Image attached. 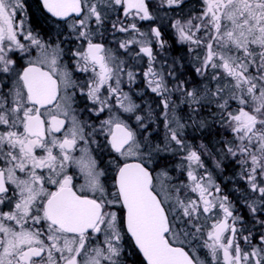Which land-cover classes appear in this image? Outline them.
I'll list each match as a JSON object with an SVG mask.
<instances>
[{
    "label": "snow or ice",
    "instance_id": "obj_1",
    "mask_svg": "<svg viewBox=\"0 0 264 264\" xmlns=\"http://www.w3.org/2000/svg\"><path fill=\"white\" fill-rule=\"evenodd\" d=\"M35 2L0 0V264H264V0Z\"/></svg>",
    "mask_w": 264,
    "mask_h": 264
},
{
    "label": "flooded vegetation",
    "instance_id": "obj_2",
    "mask_svg": "<svg viewBox=\"0 0 264 264\" xmlns=\"http://www.w3.org/2000/svg\"><path fill=\"white\" fill-rule=\"evenodd\" d=\"M192 2L195 3V0H192ZM27 5H30L31 6V14H33V17L32 18L35 19V20H39L41 23H44L43 18L41 17V13H40V11H39V9L37 7V4H36L35 0H27ZM145 24H147V22H145ZM45 27H52L54 29L55 26L54 25H51V24H46ZM168 31H169V36H167L166 39H168L169 40V43L172 44L173 41L175 40V38H174V36H172L170 34L171 33V30H168ZM174 47L175 48H180L181 46L178 45V44H175ZM172 53L175 56L180 55L179 52H172ZM144 102L146 104L152 103V94L151 93H149V95L147 97H145V101ZM206 139H210V137L209 138H206ZM219 182H221L222 184H226V191L229 190V189H231V187H232L231 183H227L225 181V177L224 176H220L219 177ZM128 260H129V264H135V262L137 260V257L136 256H129L128 257Z\"/></svg>",
    "mask_w": 264,
    "mask_h": 264
},
{
    "label": "rangeland",
    "instance_id": "obj_3",
    "mask_svg": "<svg viewBox=\"0 0 264 264\" xmlns=\"http://www.w3.org/2000/svg\"><path fill=\"white\" fill-rule=\"evenodd\" d=\"M174 38H175V37H174ZM170 55H173V53L171 52ZM173 56H175V55H173ZM177 56H179V55H177ZM157 110H158V109H157ZM202 115H206V114H202ZM161 127H162V126H161ZM210 163H211V161L209 162V166L211 167V164H210ZM228 173H230V172L228 171ZM173 174L175 175V173H173Z\"/></svg>",
    "mask_w": 264,
    "mask_h": 264
},
{
    "label": "trees",
    "instance_id": "obj_4",
    "mask_svg": "<svg viewBox=\"0 0 264 264\" xmlns=\"http://www.w3.org/2000/svg\"><path fill=\"white\" fill-rule=\"evenodd\" d=\"M229 172L231 171V170H228Z\"/></svg>",
    "mask_w": 264,
    "mask_h": 264
}]
</instances>
